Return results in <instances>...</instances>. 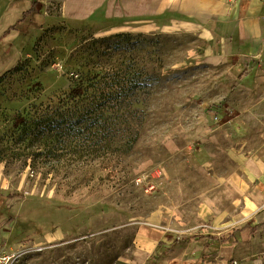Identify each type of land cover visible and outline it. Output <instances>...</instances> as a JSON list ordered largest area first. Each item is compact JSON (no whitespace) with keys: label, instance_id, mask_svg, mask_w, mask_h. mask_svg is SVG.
<instances>
[{"label":"rangeland","instance_id":"obj_1","mask_svg":"<svg viewBox=\"0 0 264 264\" xmlns=\"http://www.w3.org/2000/svg\"><path fill=\"white\" fill-rule=\"evenodd\" d=\"M67 1L0 8V250L16 264H264V187L245 170L264 160V106H242L238 74L209 61L206 40L168 28L170 15H71ZM122 33L135 37L127 61L155 78L136 148L72 175L34 167L45 147L19 141L24 122L69 90L77 51Z\"/></svg>","mask_w":264,"mask_h":264},{"label":"trees","instance_id":"obj_2","mask_svg":"<svg viewBox=\"0 0 264 264\" xmlns=\"http://www.w3.org/2000/svg\"><path fill=\"white\" fill-rule=\"evenodd\" d=\"M36 13L32 2L2 37ZM134 39L129 33L92 39L71 57L69 90L47 105L41 118L24 122L19 134L21 143L29 139V148L45 147L44 152L33 150L34 167L40 159L56 161L53 170L72 175L96 161H121L134 151L146 118L140 106L147 104L155 79L127 61L124 54L135 51L129 49Z\"/></svg>","mask_w":264,"mask_h":264},{"label":"crops","instance_id":"obj_3","mask_svg":"<svg viewBox=\"0 0 264 264\" xmlns=\"http://www.w3.org/2000/svg\"><path fill=\"white\" fill-rule=\"evenodd\" d=\"M2 3L4 6L0 8L5 11L8 0H0ZM88 3L93 8L89 13L103 8L108 20L142 23L145 18L154 21L157 17L160 21L170 15L168 28L175 31L177 27L206 40L209 61L238 74L232 86L236 90L233 97L240 95L242 106H250L251 102L264 106V0H88ZM252 158L257 163L245 166L248 179L253 184L259 181V186L264 187V160L258 155Z\"/></svg>","mask_w":264,"mask_h":264},{"label":"bare ground","instance_id":"obj_4","mask_svg":"<svg viewBox=\"0 0 264 264\" xmlns=\"http://www.w3.org/2000/svg\"><path fill=\"white\" fill-rule=\"evenodd\" d=\"M92 5H90V3H86L85 7L84 6H79L77 4H74V0H68L66 3V12L67 14H71V15H84V13H86V11L84 9L87 10V13H89L93 8H91Z\"/></svg>","mask_w":264,"mask_h":264},{"label":"built area","instance_id":"obj_5","mask_svg":"<svg viewBox=\"0 0 264 264\" xmlns=\"http://www.w3.org/2000/svg\"><path fill=\"white\" fill-rule=\"evenodd\" d=\"M20 254L16 251L0 250V264H16Z\"/></svg>","mask_w":264,"mask_h":264}]
</instances>
